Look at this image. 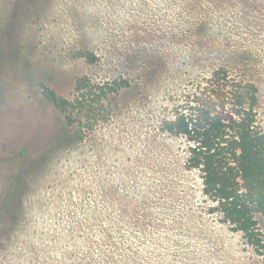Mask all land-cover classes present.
I'll return each instance as SVG.
<instances>
[{"label": "rangeland", "instance_id": "1", "mask_svg": "<svg viewBox=\"0 0 264 264\" xmlns=\"http://www.w3.org/2000/svg\"><path fill=\"white\" fill-rule=\"evenodd\" d=\"M188 10L182 0H0V264H264L208 211L186 138L160 128L218 49L246 64L264 126V0H232L202 34ZM82 76L132 86L77 140L40 83L73 98Z\"/></svg>", "mask_w": 264, "mask_h": 264}, {"label": "trees", "instance_id": "2", "mask_svg": "<svg viewBox=\"0 0 264 264\" xmlns=\"http://www.w3.org/2000/svg\"><path fill=\"white\" fill-rule=\"evenodd\" d=\"M182 1L189 9L190 31L201 34L210 31L211 17L228 10L232 2ZM218 51L211 63L190 75L191 88L177 100L172 114L160 120V128L186 138L185 166L199 171L208 211L242 233L264 256L260 225V217L264 218V126L258 112L259 86L247 78L246 64H238L225 49ZM79 54L89 62L98 58L91 50ZM131 86L124 76L103 83L82 76L69 98L40 83L44 98L61 113L77 140H84L98 123L109 120L112 105Z\"/></svg>", "mask_w": 264, "mask_h": 264}]
</instances>
